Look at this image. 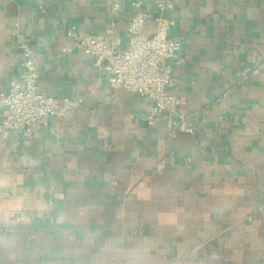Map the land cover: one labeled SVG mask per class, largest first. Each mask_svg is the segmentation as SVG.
I'll return each mask as SVG.
<instances>
[{
    "label": "crops",
    "instance_id": "1",
    "mask_svg": "<svg viewBox=\"0 0 264 264\" xmlns=\"http://www.w3.org/2000/svg\"><path fill=\"white\" fill-rule=\"evenodd\" d=\"M134 1L153 14L159 0H0V93L28 43L37 89L80 99L0 136V264H264V0L166 14L182 44L168 91L192 134L166 113L146 125V98L61 51L68 25L125 50Z\"/></svg>",
    "mask_w": 264,
    "mask_h": 264
},
{
    "label": "built area",
    "instance_id": "2",
    "mask_svg": "<svg viewBox=\"0 0 264 264\" xmlns=\"http://www.w3.org/2000/svg\"><path fill=\"white\" fill-rule=\"evenodd\" d=\"M131 6L136 12L128 23V47L125 50L90 34H80L74 25H68L65 34L71 44L62 47L61 51L79 50L87 54L111 90L125 89L146 98L149 101L143 114L146 125H154L160 115L166 113L179 117L172 122L173 127L181 126L183 132L192 134L193 128L184 124L178 113L182 100L168 91L172 85V60L182 45L168 33L173 21L166 14L174 9L175 0H159L153 14L143 8L141 1H134ZM112 9L117 10L118 3H113ZM150 18H153L155 28L150 36L144 37L142 29ZM19 48L21 62L18 75L11 79L8 90L0 93V136L4 138L11 132L29 137L42 117L63 118L80 104V99L40 92L37 89L34 48L28 43L20 44Z\"/></svg>",
    "mask_w": 264,
    "mask_h": 264
}]
</instances>
